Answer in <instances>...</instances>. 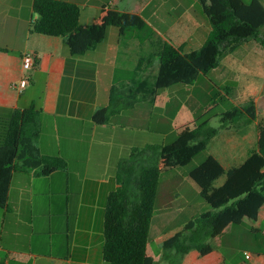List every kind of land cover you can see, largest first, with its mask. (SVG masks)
Instances as JSON below:
<instances>
[{"label":"crops","instance_id":"1","mask_svg":"<svg viewBox=\"0 0 264 264\" xmlns=\"http://www.w3.org/2000/svg\"><path fill=\"white\" fill-rule=\"evenodd\" d=\"M133 1L134 8L126 11L144 18L148 12L154 21L145 18L150 32L145 44L150 46L156 36L186 52L190 47V51L196 50L212 30L196 0H144L148 3L145 7L140 4L143 0ZM33 6L34 0H0V48L10 51H0V117L33 105L41 109L39 147L45 155L64 157L68 169L46 176L38 175L34 168L14 173L8 205L0 207V264H108L103 257L106 204L117 186L119 161L138 147V134L133 131L137 122L132 113L136 109L124 111L118 115V122L110 118L106 124L96 123L94 114L109 106L113 85L137 79L145 44L136 38L123 42L126 35L110 27L107 38L93 50L73 55L63 37L32 32V22L38 18ZM248 44H242L248 46L242 62L246 70L250 67ZM28 53L36 57L31 69L24 67ZM152 78V73H143V81ZM23 80L28 81L24 88ZM240 94L255 99L258 119L238 131L223 133L221 147L216 146L211 155L225 168L257 149L258 125L264 123V95L248 82L240 88ZM161 95L153 101L145 93L143 100L157 103ZM172 103L170 98L164 109ZM177 107L179 117L190 113L185 103ZM143 114L149 118L147 110ZM53 147H57L55 154ZM169 218L163 217L154 229V237L163 235L159 247L183 230L180 226L172 228L176 221H167ZM211 244L209 254L193 249L182 264H264V207L259 220L247 219L241 225L229 226ZM148 252L158 262L151 243Z\"/></svg>","mask_w":264,"mask_h":264},{"label":"trees","instance_id":"2","mask_svg":"<svg viewBox=\"0 0 264 264\" xmlns=\"http://www.w3.org/2000/svg\"><path fill=\"white\" fill-rule=\"evenodd\" d=\"M212 30L201 48L186 52L183 47L162 40L153 41V52L142 58L140 73L149 71L156 58L158 72L154 82L133 80L112 86L109 106L94 114V121L106 124L111 116L133 109L139 95L147 93L155 101L161 92L174 85H192L201 74L217 68L221 56L236 51L244 42L259 40L264 27L262 0H200ZM38 18L32 32L63 37L73 55H83L103 42L110 27L124 36L132 30H144L148 22L139 13L122 11L114 4L104 5L89 24L81 22L82 8L66 0H34ZM10 52L8 49H1ZM144 85H147L145 88ZM222 89V88H221ZM232 95V89L227 88ZM42 110L35 105L16 109L0 117V207L6 208L15 172L31 168L46 176L68 169L60 155H45L39 147L42 132ZM254 98L222 114L221 126H211L203 116L180 127L177 138L168 144H147L132 149L119 161L116 188L109 194L104 217L103 257L108 264H159L149 255L151 229L156 213L159 182L164 171L190 164L205 151L222 131L239 130L258 119ZM226 175L223 185L215 182ZM201 188L202 198L211 210L190 220L183 230L164 243L165 258L182 264L193 249L202 255L212 250V241L232 225L259 220L264 207V123L258 125V147L249 151L245 161L230 168L209 155L190 172Z\"/></svg>","mask_w":264,"mask_h":264},{"label":"rangeland","instance_id":"3","mask_svg":"<svg viewBox=\"0 0 264 264\" xmlns=\"http://www.w3.org/2000/svg\"><path fill=\"white\" fill-rule=\"evenodd\" d=\"M196 1L198 2V6H200L201 11L204 12L202 2L200 0ZM244 1L250 2V0ZM76 2L82 8L81 22L86 24V22H92V16L95 14L99 15L101 8L106 4H117L120 10L126 11L134 8V2L136 1L78 0ZM140 4L145 7L148 3L143 0V3ZM174 14L175 13L172 12V15ZM37 15L38 14L34 12V16L36 17ZM144 16L147 20H149L148 22H154L153 19L148 16V12L144 13ZM135 34L137 35L133 36ZM149 35V29L132 30L126 34L125 38H123V42L130 41L131 39L135 40L134 38H136L138 42H143L144 45L146 42L145 38ZM152 41H155L157 42L156 44H158L160 40L159 38L157 40L156 36H153L151 42ZM247 42L249 43L248 45L251 49L250 67L248 70H246L247 68L242 65V62L246 59L248 54V46L242 45L234 51V53L226 51L221 56L219 66L207 74H201L199 79L194 84H178L163 90L157 103L143 100V95H139V102L134 107L136 110L132 112L133 115H135L137 122V125L133 130L138 134V139H136L138 147L135 148H142L148 143H171L177 138L181 126L200 116H203L205 119H210L211 126L219 128L221 126L223 113L231 110L235 106L247 102L251 98L246 94L237 95L240 88L246 82L250 85H254V89L264 95V27L261 29V36L259 40H250ZM190 48L187 49V52L190 51ZM151 51H153V44L151 43L150 46L146 43L143 46L141 56L146 58L149 56ZM158 69L159 60L156 58L153 67L147 71V73L150 72L153 74L151 82H154V75L158 72ZM138 78L143 80V73H140ZM227 88L232 89V95L227 93ZM170 91L172 95H170ZM163 92L165 94H163ZM170 98L173 99V103L167 110H165L164 104ZM181 103H185L187 105L186 112L190 113L182 114L179 117L176 113L178 110L177 106ZM146 110L149 115L148 119L143 117V112ZM262 111L263 113L261 114V117L264 115V105H262ZM151 115L153 116L152 119L150 118ZM162 117H165V120H162ZM110 118L115 122H118L119 119H121L118 115L111 116ZM248 125H245L244 127ZM225 132L226 131H222L219 133L209 143L207 149L195 157L190 164L164 171L162 173L156 201V213L153 220V236H151L150 242L152 254L155 258H157V263L167 264L168 262L165 258L166 251L163 244H161L160 247L158 246L159 240L162 239L163 235L154 237V229L156 228L158 221H162L163 217L165 219V216L169 215L170 218L167 221H176L172 228H179L180 226V228L184 229L185 225L190 220L198 218L201 214L211 210V206L201 196V188L190 177V172L195 167L200 165L209 155L215 153L216 146L221 147L220 142L223 141V133ZM56 148L57 147H53V154L57 152ZM131 151L125 158L130 155ZM246 158L238 159L233 166L242 164ZM225 181L226 175L218 179L215 182V186L219 187L223 185ZM65 217L67 218V215H65Z\"/></svg>","mask_w":264,"mask_h":264},{"label":"built area","instance_id":"4","mask_svg":"<svg viewBox=\"0 0 264 264\" xmlns=\"http://www.w3.org/2000/svg\"><path fill=\"white\" fill-rule=\"evenodd\" d=\"M35 62H36V57L34 54L32 53H28L27 55H25L24 57V67L25 69H31L34 67L35 65ZM27 80H23L21 82V86L22 88H24L26 85H27ZM247 258H251V255H247Z\"/></svg>","mask_w":264,"mask_h":264}]
</instances>
